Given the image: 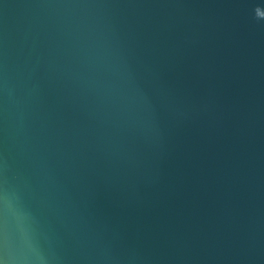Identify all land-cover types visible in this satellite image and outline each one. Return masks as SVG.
<instances>
[{"label": "water", "instance_id": "water-1", "mask_svg": "<svg viewBox=\"0 0 264 264\" xmlns=\"http://www.w3.org/2000/svg\"><path fill=\"white\" fill-rule=\"evenodd\" d=\"M5 264H264V0H0Z\"/></svg>", "mask_w": 264, "mask_h": 264}, {"label": "snow or ice", "instance_id": "snow-or-ice-1", "mask_svg": "<svg viewBox=\"0 0 264 264\" xmlns=\"http://www.w3.org/2000/svg\"><path fill=\"white\" fill-rule=\"evenodd\" d=\"M0 264H5V262L2 259H0Z\"/></svg>", "mask_w": 264, "mask_h": 264}]
</instances>
